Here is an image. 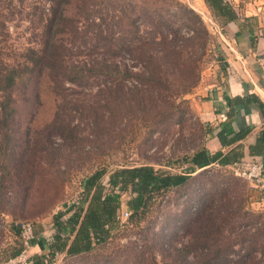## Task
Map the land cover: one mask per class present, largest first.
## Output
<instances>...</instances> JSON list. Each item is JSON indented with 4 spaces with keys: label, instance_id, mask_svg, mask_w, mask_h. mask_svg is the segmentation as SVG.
I'll return each mask as SVG.
<instances>
[{
    "label": "rangeland",
    "instance_id": "1",
    "mask_svg": "<svg viewBox=\"0 0 264 264\" xmlns=\"http://www.w3.org/2000/svg\"><path fill=\"white\" fill-rule=\"evenodd\" d=\"M45 1L0 0V90L12 69L19 76L10 91L13 116L4 121L0 115V259L4 260L19 238L10 225L31 224L41 237L50 239L55 216L81 199L87 176L105 169L107 183L115 170L141 164L177 174L188 166L184 156H191L204 140L203 122L189 95L178 100L171 117L162 108L144 113L130 105L122 110L118 89L131 90L135 80L128 78L118 85L121 75L107 73L103 64L106 59L123 62L124 55H108L93 31L92 20L85 21L84 13L76 8L68 12L74 21L73 34L57 36L62 63L56 57L44 60L39 50ZM176 1L197 12L211 33L202 82L222 65L220 33L224 26L205 0ZM226 1L241 19L249 20L248 26H264V0ZM112 2L117 4V0ZM93 20L102 24L100 19ZM110 27L116 33L112 36L118 38L116 20ZM45 62L57 66L51 69ZM193 176L188 185L156 197L142 219L122 218L110 241L91 254L73 257L59 253L50 264L170 262L174 249L193 242L195 219L203 202L216 198L219 203L217 192L223 188L230 189L236 200H244L243 214L249 210L248 216L235 223L239 231L249 230L248 241L235 245L237 253L230 255L231 260L238 261L253 250L247 264L264 261V251L260 254L259 250L264 239L258 236L264 229V216H259L264 213V197L230 168L210 166ZM128 198V193L123 194L122 200ZM126 209L123 202L121 214ZM41 252L39 246L28 250L30 257Z\"/></svg>",
    "mask_w": 264,
    "mask_h": 264
},
{
    "label": "trees",
    "instance_id": "2",
    "mask_svg": "<svg viewBox=\"0 0 264 264\" xmlns=\"http://www.w3.org/2000/svg\"><path fill=\"white\" fill-rule=\"evenodd\" d=\"M205 2L213 15L222 20L223 26L240 18L226 0ZM112 3V0L45 1L43 9L46 18L41 30L39 53L44 60L56 57L55 61L62 63L57 36L60 33L73 34L74 30H70V27H73L74 21L68 12L76 8L84 13L85 21L92 20L93 31L104 42L103 47L109 50L108 55L112 58L119 53L124 55L125 62L106 59L103 64L107 73L116 71L121 75L118 85L127 82L128 78L135 80L136 84L131 90L118 89L122 110L128 106L130 108V105L144 113H153L162 108L171 117L178 100L192 94L201 82L203 63L211 42L209 29L197 12L176 0H117V4ZM93 19H100L102 24ZM115 20L119 33H123L118 38L112 36L116 34L115 31L111 33L110 26ZM105 28L107 35H104ZM220 62H223L222 58ZM45 66L53 69L57 65L45 62ZM135 69L140 73L134 72ZM12 70L11 75L6 76L7 84L0 90V115L4 121L14 113L10 91L19 76L15 69ZM75 79L68 78L71 82ZM202 125L203 144L197 146L191 156H184L183 163L188 166L182 168L180 173L161 172L152 164H141L115 170L109 175L107 183H104L107 174L105 169L87 176L82 182L81 199L55 216L54 234L50 239L41 237L33 226L35 237L30 245L39 246L42 252L31 256L29 264H50L59 253L73 257L91 254L97 246L108 243L112 238V232L122 220L120 210L123 202L131 220L142 219L156 197L188 185L193 174L199 170L205 171L210 166L231 169L244 160L241 145L226 153L219 151L211 154L205 144L212 130L204 123ZM232 129L230 122L221 125L218 139L223 147L244 140L250 133L249 128L237 133ZM256 150L261 152L262 149L251 148V153ZM261 162L264 163V159ZM126 193L129 198L124 201L122 197ZM217 194L219 203H216V198L203 202L195 219L193 242L174 249L175 257L170 262L160 263L154 259L151 263L140 264H247L253 250L238 261L231 260L230 255L237 253L234 248L236 244L243 245V242L248 241L246 234L249 230L239 231L235 223L243 215L248 216L249 210L243 214L246 209L244 200L233 198L230 189L223 188ZM259 216H264V213L261 212ZM10 230L19 238L5 260L0 259L2 264L18 257L25 250L21 225L12 223ZM258 236L264 239V229L259 230ZM231 237H234V241L229 240ZM260 244L261 254L264 251V240ZM256 264H264V261L259 259Z\"/></svg>",
    "mask_w": 264,
    "mask_h": 264
},
{
    "label": "crops",
    "instance_id": "3",
    "mask_svg": "<svg viewBox=\"0 0 264 264\" xmlns=\"http://www.w3.org/2000/svg\"><path fill=\"white\" fill-rule=\"evenodd\" d=\"M220 35L222 65L216 74L204 77L189 95L191 105L200 120L212 130L205 144L211 154L219 151L226 153L241 145L244 160L263 161L264 26H248L245 20L239 18L227 23ZM227 122H230L234 133L246 128L250 129V133L244 140L223 147L218 132L221 125ZM251 148L262 150L251 153Z\"/></svg>",
    "mask_w": 264,
    "mask_h": 264
},
{
    "label": "built area",
    "instance_id": "4",
    "mask_svg": "<svg viewBox=\"0 0 264 264\" xmlns=\"http://www.w3.org/2000/svg\"><path fill=\"white\" fill-rule=\"evenodd\" d=\"M235 174L248 180L251 185L264 197V163L255 160H243L233 166ZM121 218L128 217L129 213L125 210L120 214ZM1 227V226H0ZM22 237L25 241V250L16 258L10 259L3 264H29L28 250L31 248L30 242L34 239V230L31 224L22 226Z\"/></svg>",
    "mask_w": 264,
    "mask_h": 264
}]
</instances>
